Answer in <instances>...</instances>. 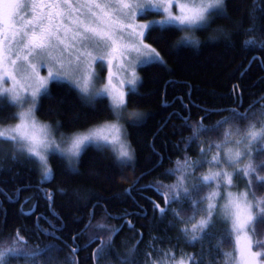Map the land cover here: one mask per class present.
I'll return each mask as SVG.
<instances>
[{
  "label": "trees",
  "instance_id": "1",
  "mask_svg": "<svg viewBox=\"0 0 264 264\" xmlns=\"http://www.w3.org/2000/svg\"><path fill=\"white\" fill-rule=\"evenodd\" d=\"M252 6L253 0H226L227 18H213L204 30L167 31L162 40H158L161 33L156 31L145 40L161 54L165 65L139 66L137 94L126 93L124 113L132 115L124 123L134 150L131 165L120 166L111 151L89 146L76 165L79 174H73L66 160L54 153L48 155L51 173L46 174L35 158L27 162L26 154L14 143H0V246L9 247L19 230L26 242L21 247L59 246L60 250H53L50 257H38L36 264H119L117 254L124 256L134 247L135 264H160L161 260L164 264L180 260L189 264L190 256L199 264H233L223 254L234 252L235 238L225 235L222 222L211 227L203 241L190 245V235L181 229L191 228V223H181L172 212L162 218L158 211L154 213L152 202L165 206L161 193L167 194V186L177 183L181 175L177 169L186 158L200 159L202 148L220 143L225 133L237 134L238 128L242 133L247 122L230 120L213 132H203L202 128L214 127L230 115L231 109L245 112L257 99V108L264 105V99H260L264 97V47L244 44L250 39L264 41V15L257 12L253 20L249 15ZM258 7L264 8V0H258ZM253 24L258 30L247 33ZM220 29L229 33L230 41L220 34ZM184 35L194 36L200 46L175 48ZM214 36L217 39H211ZM253 56L257 57L255 62ZM50 86L54 99H41L35 114L53 129L59 122L55 133L69 134L113 120L107 98L90 107L67 85ZM15 113L16 108H3L0 126L15 122L9 119ZM206 114L211 115L202 119ZM137 119L142 123L133 126L130 122ZM190 141L191 147L186 150ZM252 157L253 163L264 161V152L254 151ZM203 169H207L206 164L193 170L194 175ZM170 170L174 174H166ZM257 175L264 176V170ZM242 180L240 188L247 185V179ZM191 182L194 181H186ZM152 185L162 186L160 192ZM262 187L253 190L262 191ZM209 190L206 188L201 195ZM170 208L185 218L193 215L188 201L173 203ZM101 223L106 227L98 230L96 226ZM49 225L58 229L59 239L39 233L40 228L49 229ZM115 229L120 231L113 236L111 247L103 258L94 259V252ZM93 236L99 239L89 244ZM221 240L223 244L217 251ZM76 247L80 250L73 253ZM11 264L26 262L13 260Z\"/></svg>",
  "mask_w": 264,
  "mask_h": 264
},
{
  "label": "snow or ice",
  "instance_id": "2",
  "mask_svg": "<svg viewBox=\"0 0 264 264\" xmlns=\"http://www.w3.org/2000/svg\"><path fill=\"white\" fill-rule=\"evenodd\" d=\"M178 7V14H174L173 7ZM26 5L20 3H4L3 34L0 39V67H3V76L0 80L7 83L13 82L16 87H5L0 90V111L5 107L20 109L9 117L18 121L14 126L0 129V143H14L19 151L25 155L27 162H34L30 158L38 160L45 168L46 174L51 173L48 168V153L59 154L66 160L68 168L73 174H79L76 167L83 152L89 147H94L97 151H111L118 165H131L134 160V150L127 142V131L121 124L123 113L127 110L125 92L116 89L113 84V61H116L118 71L125 72L127 69L117 60L116 53L123 57L125 53H137V61L141 68L153 65H165L161 54L145 43L146 39H151L153 32L159 31L163 39V34L167 31L193 32L197 29L204 30L210 26L213 18H227L226 0H188V3L176 4L175 0L168 2L134 4L132 0H104L103 3L91 2L72 5L47 4L45 8L48 12L37 13L29 19L23 28H17L11 21L16 10L22 9ZM38 5L32 4L31 8L36 9ZM140 9L141 18L147 15L164 14V19L152 20L146 24H135V11ZM264 15V8L258 7V0H253V6L249 13L255 20L256 13ZM257 26L253 24L247 33L256 32ZM222 36L230 41V35L223 29L218 30ZM215 40L217 37H211ZM132 41L131 47L123 44V41ZM200 41L191 35L181 36L175 48L191 46L197 48ZM245 47H264V41L257 43L255 39L246 40ZM93 52L101 53L94 56ZM109 72L108 82L100 89L94 85L104 83L99 74L94 70V65L103 71L106 67L105 58ZM140 57H146L140 60ZM253 56L252 62H255ZM264 64V61H261ZM50 65L47 77L40 76L38 67ZM9 66L11 71H9ZM21 80H34L35 87L28 91L29 85H25L23 90L26 95H20L17 90ZM141 78L133 70L126 80H121L123 85H129L128 94H137L138 82ZM90 83L93 85L89 87ZM51 84L56 86L67 85L77 92L83 102L90 107H95L98 102H103L105 98H110L108 109L114 116V122H104L94 125L83 131H75L70 134L60 133L59 139L54 134L60 127L59 122L53 129L49 124H41L35 116L37 107L41 99H54L51 91ZM43 90V91H42ZM260 99H264L261 97ZM259 99L250 104L249 109L241 113L236 109H231L230 115L217 121L214 127L202 128L203 132H213L221 128L230 120H240L247 122V127L241 133L237 129L240 139L235 141L236 145H243V148L236 150L229 149L221 155L222 150L227 147L231 139L230 133H225V138L220 144H212L208 148L200 150V159L191 161L186 158L184 165L177 169L181 172L175 185L168 187V193L164 196V207L153 203V211L159 212L163 218L167 213L172 212L174 218L181 223H191V228H183L181 232L186 236L190 235L187 241L190 245L203 241L208 230L215 226L218 221L224 225V232L229 239L235 236L237 241L241 235L251 233L256 237L253 243L249 239L246 250L239 252V264H264V239L260 238L257 232V225L264 223V196H258L253 190L254 187L264 186V176L257 175L264 170V161L253 163L250 148L255 147L257 154L264 152V105L258 108ZM31 105V107H26ZM206 114L202 119H207ZM182 118V117H181ZM183 119V118H182ZM133 126L142 123V120L130 122ZM185 123H187L185 121ZM179 149V145H176ZM191 147V141L186 145ZM215 148L217 154L208 158L209 153ZM15 158V157H14ZM244 160L249 163L244 164ZM205 164L215 171H209L200 177H195L194 171H198ZM244 164L243 167L239 165ZM231 168L232 171H226ZM166 174H174L171 170ZM241 178L247 179L246 190L243 192H233L234 181ZM186 181H194L186 183ZM255 181V184L253 183ZM157 192L160 187L152 185ZM213 189L205 195H201L204 190ZM51 199L50 196H46ZM191 203L193 215L182 217L179 212L170 208L173 203ZM203 214L201 219L192 223L197 215ZM94 215V213H93ZM39 219V218H37ZM131 229V222H127ZM230 225V227H229ZM174 226V225H172ZM88 225L85 226V231ZM97 229H104V224H98ZM57 228L49 225V229L40 228L41 235L52 239H59L56 236ZM120 229H115L109 235L108 240L102 241L100 247L94 252L93 258L98 260L104 257L105 251L111 247V241ZM83 234V233H81ZM77 237H74L75 240ZM11 239V238H10ZM98 236H93L89 244L97 241ZM155 239V238H153ZM26 243L19 236L17 230L16 238L9 247L0 246V264H11L13 260H25L26 264H36L40 256H49L53 250H60L58 245H46L44 248L28 249L21 247ZM223 240L216 245L217 251L222 246ZM256 249V250H254ZM80 250L73 248V253ZM135 247L124 256L117 254L119 264H135ZM230 257L233 264H236L235 250L233 253H224ZM173 258V257H169ZM189 264H199L194 257H188ZM160 264H164L161 260ZM178 264H185L180 260ZM213 264L215 262L213 261Z\"/></svg>",
  "mask_w": 264,
  "mask_h": 264
},
{
  "label": "rangeland",
  "instance_id": "3",
  "mask_svg": "<svg viewBox=\"0 0 264 264\" xmlns=\"http://www.w3.org/2000/svg\"><path fill=\"white\" fill-rule=\"evenodd\" d=\"M48 1H51V0H48ZM5 2H8V3H20L22 5H26V7L16 10V13L13 16V20L11 21V23H13L15 25V27H17V28H23L24 25L26 24V22L29 19H32V17L34 15H36L37 13H41L42 12L43 4L41 3L40 0H11V1H9V0H0V39H2V34H3V29H4L3 15H4V3ZM65 2L70 3L72 5H78V4H82V3H91V2L103 3L104 0H58L57 4H61L62 5ZM132 2L134 4L147 3V0H132ZM158 2H161V0H152L153 4L158 3ZM163 2L166 3V2H168V0H163ZM175 3L176 4L188 3V0H175ZM32 4H36V5H38V7L36 9H33V8H31ZM134 11H135V20L133 22L135 24H146V23H148L149 21H152V20L164 19V14H156V16H154V17L141 18V15H140V11L141 10L140 9H134ZM172 11H173L174 14H178L179 9H178V7L174 6L172 8ZM122 43L125 44L129 48L132 45V41H127L126 40V41H123ZM100 54L101 53H99V52H93L94 56H99ZM115 55L117 57V60H119L124 65V67L127 69V71H125V72L118 71V69L116 67V61L114 60L113 61V66H112L113 84L115 85L116 89H118L119 91L125 92V97H126V93L128 92V89H129L130 86L127 85L126 83L121 85L120 81L121 80H126L127 78H129L130 75H131V72L133 70L136 72V75L139 76L138 75V67L140 66V64L137 61V59H135V57H137V53H135V52H131V53H127L126 52L123 57H120L119 53H116ZM109 58L110 57H106L105 58L106 67H105V69L103 71H101L99 69V67H96L95 65L93 66L94 70L99 74L100 79L104 82V83H101V84L94 85V87L97 90L102 88L104 86V84L108 82L109 72H108V67H107V60ZM145 58L146 57H140L139 59L143 60ZM49 67H50V65H44V66L38 67L37 71L39 72V75L47 77V72L49 70ZM9 71H11V67L10 66H9ZM2 76H3V67H0V77H2ZM17 81L20 82V86H19V88L17 90L19 91L20 95H22V96L26 95V93L23 90L25 85H29L30 86V87H28V91L29 92L31 91V89L33 87H35V81L34 80L24 81V80H21V77L18 75L17 76ZM5 87L13 88V87H16V85H14L13 82H11V81L5 83V82H3V80H0V90H2ZM89 87L92 88L93 85L90 83ZM107 99H108V102L110 103V98H107ZM26 107H31V105H27ZM19 110L20 109L16 108V112H18ZM35 116H36V114H35ZM130 118H132V115H129V112L128 113H123L122 120H121V124L123 125V127H124L125 121L130 119ZM36 119L41 124H48L47 122L39 119L37 116H36ZM104 122H114V118H113V120L111 119L109 121H104ZM104 122H100V123L95 124V125H99V124H102ZM16 123H18V121H15V122L7 124V125H1L0 129L7 128L9 126H14ZM90 127H92V126H90ZM90 127H88V128H90ZM88 128H86V129H88ZM86 129H83V130H86ZM83 130H80V131H83ZM54 134L56 135L57 139H59L60 133H54ZM239 139H240V135H238V134L232 135L231 139H230V142L228 143L227 147H225L222 150L221 155L226 153L229 149L236 150L238 147L242 149L243 148L242 144L241 145H236L234 143L235 141H237ZM127 142H128V140H127ZM220 143H215V144H220ZM255 147L256 146H253V148L249 149V152L251 154L255 151ZM50 153H52V152H49L47 155H49ZM216 154H217V150L215 148H213V150L210 153V156L208 158L211 159V157L216 155ZM247 163H249V160H244V164H247ZM48 164H49V162H48ZM244 164H241L242 167L244 166ZM206 167H207L206 170L203 169V171L198 172V175H196L195 177H200V176H202L204 174H207L210 170L211 171L217 170V169H211L210 166L207 165V164H206ZM43 170L45 171L44 167H43ZM225 170L226 171H232L231 168H225ZM242 182H243L242 178L240 180H238V181H234V188H232L231 190L233 192H236V193L245 191L246 190V186H243V188L242 187L240 188V185H241ZM238 185H239V187L237 188ZM212 190L213 189H210L209 192L212 191ZM255 192L257 193L258 196H264V186L262 187V191L260 189H257ZM201 217L202 216L200 215L199 218L196 221L201 219ZM256 230H257L258 233H260V238L264 239V223H261V224L257 225V229ZM234 238H235L234 250H235V254H236L235 257H236V261H237L236 264H239V260H240L239 252L243 251V250H246V247H247L249 239H252V241L254 243L256 237H253L251 235V233H248L247 235H241V237L239 238V241H237L235 236H234ZM254 250H256V249H254ZM175 264H178V263H175Z\"/></svg>",
  "mask_w": 264,
  "mask_h": 264
},
{
  "label": "flooded vegetation",
  "instance_id": "4",
  "mask_svg": "<svg viewBox=\"0 0 264 264\" xmlns=\"http://www.w3.org/2000/svg\"><path fill=\"white\" fill-rule=\"evenodd\" d=\"M11 1V0H9ZM41 3L43 4L42 6V12H48L50 11V9H47L44 7V5H47V4H57L58 0H51V1H48V0H40Z\"/></svg>",
  "mask_w": 264,
  "mask_h": 264
}]
</instances>
